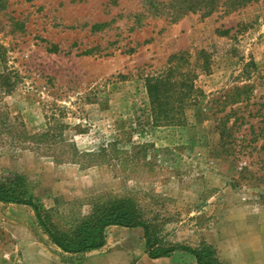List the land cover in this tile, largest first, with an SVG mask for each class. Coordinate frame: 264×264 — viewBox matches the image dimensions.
I'll list each match as a JSON object with an SVG mask.
<instances>
[{"label": "rangeland", "instance_id": "374dc122", "mask_svg": "<svg viewBox=\"0 0 264 264\" xmlns=\"http://www.w3.org/2000/svg\"><path fill=\"white\" fill-rule=\"evenodd\" d=\"M6 1L0 176H22L62 223L89 215L97 202L130 198L168 244L211 245L221 264H264V142L255 146L259 153L230 162L217 122L231 109L248 115L252 107L219 112L214 103L244 84L264 94V0L233 12L220 0L209 15L190 11V0H165L158 11L145 0ZM175 54L188 60L179 62L183 71L197 65L205 96L185 123L162 125L146 81L177 63L169 61ZM0 264L197 262L185 252L151 259L142 228L116 226L102 249L67 254L32 208L0 202Z\"/></svg>", "mask_w": 264, "mask_h": 264}, {"label": "trees", "instance_id": "16d2710c", "mask_svg": "<svg viewBox=\"0 0 264 264\" xmlns=\"http://www.w3.org/2000/svg\"><path fill=\"white\" fill-rule=\"evenodd\" d=\"M5 2L2 3V2ZM181 1V0H179ZM220 0H190V11L213 13ZM224 2V0H222ZM259 0H225L227 12L237 11ZM151 9L158 11L156 4L165 0H145ZM168 2V1H167ZM170 0L168 5H172ZM7 1L1 0L0 6L5 7ZM184 3V2H182ZM166 4V2H165ZM188 9V8H187ZM108 23L94 25L92 31L107 26ZM230 30L223 32L228 35ZM58 48L54 47L56 51ZM178 61L169 66L164 73L151 75L146 81V91L156 122L162 125H181L186 121V112L195 109L200 99L205 95L198 87L199 73L196 66L190 62V69L183 71L179 62L188 60L184 56L172 55L169 61ZM249 65L254 66L252 63ZM179 68V69H177ZM181 68V69H180ZM202 72L209 73L210 66L202 65ZM3 78L0 76V80ZM217 111L225 110L228 105L243 104L240 109H250L248 115H240L236 109H231L217 122L216 129L220 135V147L223 155L230 162L240 161L243 157L253 156L256 144L264 142V94L257 96L253 86L244 84L235 86L219 100H216ZM233 118V120H232ZM249 118L257 119L254 124ZM232 120V121H231ZM247 122L249 127L239 134L237 130ZM249 150V151H248ZM77 153L70 155L73 164ZM68 158V160H69ZM251 166V164H249ZM242 170L248 169L246 166ZM0 202L4 204L23 205L32 208L38 226L48 236L52 244L67 254H83L102 249L106 245V232L109 227L142 228L147 254L151 259L169 258L177 252L192 255L197 264H221L214 247L203 244L192 248L182 244H168L160 237V226L149 220L144 211L130 198L111 199L104 203L93 205L92 212L87 216L74 218L62 223L60 213L53 208H45L31 195L29 183L20 175L7 173L0 176Z\"/></svg>", "mask_w": 264, "mask_h": 264}]
</instances>
